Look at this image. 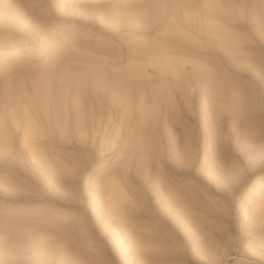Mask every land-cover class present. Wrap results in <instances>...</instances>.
Here are the masks:
<instances>
[{
	"label": "rangeland",
	"instance_id": "rangeland-1",
	"mask_svg": "<svg viewBox=\"0 0 264 264\" xmlns=\"http://www.w3.org/2000/svg\"><path fill=\"white\" fill-rule=\"evenodd\" d=\"M0 264H264V0H0Z\"/></svg>",
	"mask_w": 264,
	"mask_h": 264
},
{
	"label": "bare ground",
	"instance_id": "bare-ground-1",
	"mask_svg": "<svg viewBox=\"0 0 264 264\" xmlns=\"http://www.w3.org/2000/svg\"><path fill=\"white\" fill-rule=\"evenodd\" d=\"M129 80H130V79H128V81L126 82L127 84H129L128 86L133 85L132 83H139V82H136V81H138V80H136V79H135V81H133L134 79H132V80H130V81H129ZM124 81H125V80H124ZM132 81H133V82H132ZM126 83L124 82L123 84H124L126 87H128ZM130 90H131V89H130ZM131 91H132V90H131Z\"/></svg>",
	"mask_w": 264,
	"mask_h": 264
}]
</instances>
